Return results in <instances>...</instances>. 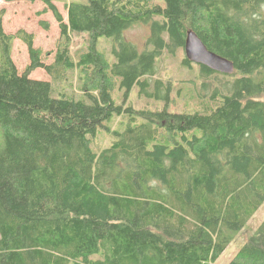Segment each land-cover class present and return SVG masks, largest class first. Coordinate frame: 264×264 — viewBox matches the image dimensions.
I'll return each instance as SVG.
<instances>
[{
    "label": "trees",
    "instance_id": "1",
    "mask_svg": "<svg viewBox=\"0 0 264 264\" xmlns=\"http://www.w3.org/2000/svg\"><path fill=\"white\" fill-rule=\"evenodd\" d=\"M42 1L61 31L51 63L0 10V264H214L264 204V0H66L67 20ZM140 23L144 50L124 35ZM189 31L235 64L184 57L206 92L156 75ZM135 86L153 109L128 101ZM251 233L228 264H264V219Z\"/></svg>",
    "mask_w": 264,
    "mask_h": 264
},
{
    "label": "rangeland",
    "instance_id": "2",
    "mask_svg": "<svg viewBox=\"0 0 264 264\" xmlns=\"http://www.w3.org/2000/svg\"><path fill=\"white\" fill-rule=\"evenodd\" d=\"M69 1V0H68ZM78 2H86L87 0H75ZM54 3L58 7L59 11L67 20V10L65 8L66 0H54ZM45 3L42 0H36L34 2L27 0H15V1H0V10H5L3 16V26L7 33H15L19 29H25V31L32 33L34 35V45L35 47L42 50L43 55H45V61L51 63L54 59L55 52L58 47V41L61 37V31L59 23L57 22L52 11L43 12L46 8ZM43 22L48 23V27H45ZM149 25L145 23L135 24L134 26L128 28L124 35L126 39L136 43L140 49L144 50L145 44L149 37ZM114 38L101 37L100 38V48L111 54ZM86 45V34H74L72 49L80 48ZM150 48V46H149ZM50 52V54H47ZM47 54V55H46ZM12 57L16 63L17 68L22 72L27 65L30 63V53L28 45L22 39H15L13 43V52ZM186 57V51L184 48L178 49L175 55H171L165 50L162 56L157 58L156 68H157V77L163 79H169L175 83L184 85H189L192 87H199L201 80L197 78L196 83H186L185 80L193 79L196 76V71H198V66L195 65V71L189 69V67L183 64V59ZM195 64V63H194ZM31 78L41 79L52 81V76L44 68H38L30 74ZM76 81V80H75ZM54 91L58 95L61 92L65 91L66 93H73L76 96H80L78 89H71L67 82H54ZM202 92L206 90L199 88ZM188 91V90H187ZM187 91L184 90L182 94L184 98L178 99L175 97L179 104L180 108L183 107V104L187 101H190V96L187 97ZM194 93V91H193ZM120 93V98H121ZM186 97V98H185ZM116 96L115 100L117 103H121V99ZM196 99V98H195ZM135 109L141 108H154L153 101L147 99L146 97L139 94L137 86H135L131 92L129 100ZM194 101V100H192ZM197 102V99H196ZM163 103H160L161 106ZM117 126V123H115ZM110 137L107 135L101 137L97 142L99 145H107L110 142ZM264 219V204L262 207L255 213V215L248 221V225L241 231L238 237L228 246L227 250L220 256L218 261L214 264H228L230 260L237 253L239 248L247 241L248 237L254 233L255 229Z\"/></svg>",
    "mask_w": 264,
    "mask_h": 264
},
{
    "label": "water",
    "instance_id": "3",
    "mask_svg": "<svg viewBox=\"0 0 264 264\" xmlns=\"http://www.w3.org/2000/svg\"><path fill=\"white\" fill-rule=\"evenodd\" d=\"M185 51L187 59L194 63L204 64L221 73L235 72L234 62L210 50L196 32L189 31Z\"/></svg>",
    "mask_w": 264,
    "mask_h": 264
},
{
    "label": "bare ground",
    "instance_id": "4",
    "mask_svg": "<svg viewBox=\"0 0 264 264\" xmlns=\"http://www.w3.org/2000/svg\"><path fill=\"white\" fill-rule=\"evenodd\" d=\"M105 123V122H104Z\"/></svg>",
    "mask_w": 264,
    "mask_h": 264
}]
</instances>
